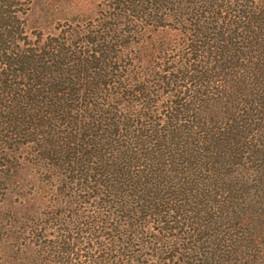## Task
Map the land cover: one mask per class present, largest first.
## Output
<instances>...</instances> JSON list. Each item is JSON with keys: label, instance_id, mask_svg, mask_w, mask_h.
I'll return each mask as SVG.
<instances>
[{"label": "trees", "instance_id": "1", "mask_svg": "<svg viewBox=\"0 0 264 264\" xmlns=\"http://www.w3.org/2000/svg\"><path fill=\"white\" fill-rule=\"evenodd\" d=\"M42 16L0 0V264H264V0Z\"/></svg>", "mask_w": 264, "mask_h": 264}, {"label": "rangeland", "instance_id": "2", "mask_svg": "<svg viewBox=\"0 0 264 264\" xmlns=\"http://www.w3.org/2000/svg\"><path fill=\"white\" fill-rule=\"evenodd\" d=\"M97 2L98 0H37L39 10H43V16L35 26L43 28L48 24L51 27L54 26V19L88 13Z\"/></svg>", "mask_w": 264, "mask_h": 264}]
</instances>
